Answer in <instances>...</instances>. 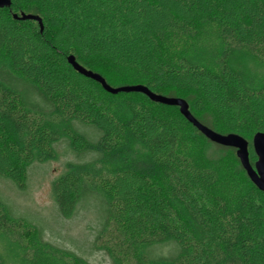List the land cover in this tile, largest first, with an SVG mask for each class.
Wrapping results in <instances>:
<instances>
[{
  "label": "trees",
  "instance_id": "trees-1",
  "mask_svg": "<svg viewBox=\"0 0 264 264\" xmlns=\"http://www.w3.org/2000/svg\"><path fill=\"white\" fill-rule=\"evenodd\" d=\"M18 13L40 17L42 32ZM206 26L218 49L197 59L168 54L173 38ZM70 55L111 87L166 91L205 127L253 138L264 134V0H10L0 8V177L24 190L29 166L53 159L64 138L91 158L66 163L53 202L64 219L95 204L92 248L110 264H264V194L236 150L206 139L175 106L105 92L73 70ZM256 159L249 154L251 165ZM0 232L41 235L1 199ZM58 250L47 244L49 264H90Z\"/></svg>",
  "mask_w": 264,
  "mask_h": 264
},
{
  "label": "rangeland",
  "instance_id": "rangeland-1",
  "mask_svg": "<svg viewBox=\"0 0 264 264\" xmlns=\"http://www.w3.org/2000/svg\"><path fill=\"white\" fill-rule=\"evenodd\" d=\"M19 15L20 13L17 16ZM215 34L213 27L206 26L196 37L173 38L169 43L168 54L197 59L200 54L206 52L208 54L218 49ZM160 93L167 95L166 91H160ZM175 96L185 98L182 92H177ZM158 104L163 106V104ZM156 107V109L164 111L163 107ZM175 111L177 110L175 109ZM190 111L198 116L193 109L190 108ZM79 130L88 135L93 134V131L88 128L80 127ZM245 140L248 142L249 154L252 157L254 154L252 137H246ZM54 147L55 157L53 159L33 162L29 166L24 190L18 189L11 182L0 177V199L6 203L13 216L27 220L41 233L39 237H29L27 241L25 239L18 241L0 232V258L3 264H49L51 257L47 256L48 244L49 247L57 248V250L76 253L87 259L90 264H110L109 259L102 251L92 248L93 230L98 223L95 204L90 202L88 207L78 209L71 218L64 219L58 214L52 198V182L64 173L66 163H84L91 157L86 154L75 155L68 148L64 138ZM123 161L124 158L112 159L111 165L107 164V166L115 168L113 166H117L118 162ZM151 175L155 176V173L153 172Z\"/></svg>",
  "mask_w": 264,
  "mask_h": 264
},
{
  "label": "water",
  "instance_id": "water-1",
  "mask_svg": "<svg viewBox=\"0 0 264 264\" xmlns=\"http://www.w3.org/2000/svg\"><path fill=\"white\" fill-rule=\"evenodd\" d=\"M10 0H0V8L9 7ZM14 19L32 20L38 23L39 30L42 32L43 25L41 18L31 14L20 13L19 16L13 15ZM67 62L74 71L89 78L101 85L102 89L112 95L118 93H141L145 95L150 101L160 103L166 106H175L184 119L195 127L206 139L212 143L224 147L234 148L236 150V157L240 162L241 167L245 171L250 182L264 194V134L256 133L252 138V148L256 156V161L253 165L249 162L248 142L241 136L236 134H219L201 123H199L189 112L187 103L180 98L165 97L151 92L143 85H131L113 88L106 84L105 80L92 71H88L80 66L73 56L67 57Z\"/></svg>",
  "mask_w": 264,
  "mask_h": 264
}]
</instances>
